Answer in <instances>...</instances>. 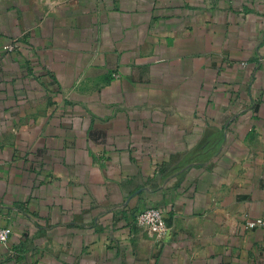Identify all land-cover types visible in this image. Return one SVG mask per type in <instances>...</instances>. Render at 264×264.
I'll use <instances>...</instances> for the list:
<instances>
[{"label": "crops", "instance_id": "1", "mask_svg": "<svg viewBox=\"0 0 264 264\" xmlns=\"http://www.w3.org/2000/svg\"><path fill=\"white\" fill-rule=\"evenodd\" d=\"M256 218L264 0H0V264H264Z\"/></svg>", "mask_w": 264, "mask_h": 264}, {"label": "built area", "instance_id": "2", "mask_svg": "<svg viewBox=\"0 0 264 264\" xmlns=\"http://www.w3.org/2000/svg\"><path fill=\"white\" fill-rule=\"evenodd\" d=\"M18 41H10L4 45L7 52L16 50ZM137 222L147 229L150 235L161 236L167 233L168 224L164 215V211L160 207L151 206L140 209L136 212ZM248 228H256L264 226L263 218L250 219L247 221ZM11 236V229L8 224L0 222V243H7Z\"/></svg>", "mask_w": 264, "mask_h": 264}]
</instances>
